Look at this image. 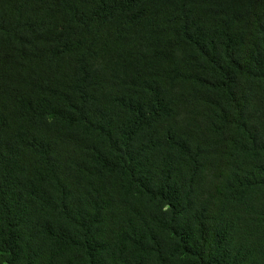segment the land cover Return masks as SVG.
Returning <instances> with one entry per match:
<instances>
[{
  "label": "trees",
  "instance_id": "1",
  "mask_svg": "<svg viewBox=\"0 0 264 264\" xmlns=\"http://www.w3.org/2000/svg\"><path fill=\"white\" fill-rule=\"evenodd\" d=\"M0 264H264V0H0Z\"/></svg>",
  "mask_w": 264,
  "mask_h": 264
}]
</instances>
